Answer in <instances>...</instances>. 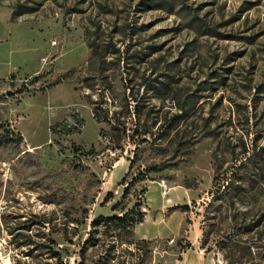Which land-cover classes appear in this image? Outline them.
Returning a JSON list of instances; mask_svg holds the SVG:
<instances>
[{
  "label": "rangeland",
  "instance_id": "374dc122",
  "mask_svg": "<svg viewBox=\"0 0 264 264\" xmlns=\"http://www.w3.org/2000/svg\"><path fill=\"white\" fill-rule=\"evenodd\" d=\"M0 264H264V0H0Z\"/></svg>",
  "mask_w": 264,
  "mask_h": 264
},
{
  "label": "trees",
  "instance_id": "16d2710c",
  "mask_svg": "<svg viewBox=\"0 0 264 264\" xmlns=\"http://www.w3.org/2000/svg\"><path fill=\"white\" fill-rule=\"evenodd\" d=\"M136 111H138V107L135 108ZM94 117L98 122L101 121H107L111 124V128L113 131H121L120 127H118L115 123L116 121H118L116 114H109L108 110H104L102 108V106L100 105V103L96 102L94 104ZM73 118L76 121V124L74 125H70L68 123V121H64L63 123L57 124L56 126L52 127V131L54 132H63L65 134H71L74 132H79L81 127L85 124V119L83 117H81L78 113H75L73 115ZM124 131H126V127H124ZM148 133V130H144L142 132H139V130L137 128L134 129L133 133L131 135H133V138L136 135H146ZM129 134V136H131ZM101 136H107L105 133V130L103 129L101 131ZM120 137L116 136V139L113 137V135L111 136L110 141L113 142V148L118 149L122 147V144L120 143ZM78 150V148H75ZM96 150L95 148H93L90 153H95ZM134 156L138 157V152L134 151ZM135 158L133 157L130 161V167L134 164ZM154 171H158L156 168L153 169ZM151 170H140L139 173L132 177L131 180L127 181V182H123V184H126L124 187V191L122 194V198L119 201H116L112 204V210L113 211H119L117 213H113V214H109V215H105V214H100L98 215L94 220H92L91 224L95 227L96 225H99L100 223L104 222L105 224H110L112 226L118 229H131L134 228L137 224H141L146 216V210L143 209V202L141 199L137 200L132 208H127V205L124 204V200L128 197V194L130 193V189L131 187L134 185L135 181L138 180H147V179H154L153 177H150L149 173ZM216 180H217V176L214 177L213 179V183L214 185H216ZM226 188V186H225ZM217 189V188H216ZM148 191V189L144 186L141 189V193L145 194ZM222 190L220 188L217 189V194L212 192L213 195V199H217L219 195L223 194L221 192ZM111 191L108 192V194L106 195V199L109 200V196H112ZM183 208L184 210H187L189 208L188 204H184L182 206H173V210H177L179 208ZM94 231H90L89 236L86 238L85 242H84V247L87 246V244L92 240V239H96L94 236ZM188 246H191V243L188 242L187 243Z\"/></svg>",
  "mask_w": 264,
  "mask_h": 264
},
{
  "label": "built area",
  "instance_id": "2783aa9c",
  "mask_svg": "<svg viewBox=\"0 0 264 264\" xmlns=\"http://www.w3.org/2000/svg\"><path fill=\"white\" fill-rule=\"evenodd\" d=\"M46 61V59H43V62H45Z\"/></svg>",
  "mask_w": 264,
  "mask_h": 264
},
{
  "label": "crops",
  "instance_id": "0c3cea01",
  "mask_svg": "<svg viewBox=\"0 0 264 264\" xmlns=\"http://www.w3.org/2000/svg\"><path fill=\"white\" fill-rule=\"evenodd\" d=\"M188 196V195H187ZM113 214V213H112ZM106 215H109V214H106Z\"/></svg>",
  "mask_w": 264,
  "mask_h": 264
},
{
  "label": "bare ground",
  "instance_id": "6f19581e",
  "mask_svg": "<svg viewBox=\"0 0 264 264\" xmlns=\"http://www.w3.org/2000/svg\"><path fill=\"white\" fill-rule=\"evenodd\" d=\"M120 169V168H119Z\"/></svg>",
  "mask_w": 264,
  "mask_h": 264
}]
</instances>
